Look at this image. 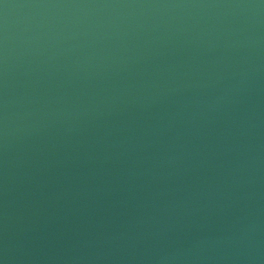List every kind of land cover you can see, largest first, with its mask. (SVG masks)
Instances as JSON below:
<instances>
[{"label": "water", "instance_id": "obj_1", "mask_svg": "<svg viewBox=\"0 0 264 264\" xmlns=\"http://www.w3.org/2000/svg\"><path fill=\"white\" fill-rule=\"evenodd\" d=\"M0 264H264V0H0Z\"/></svg>", "mask_w": 264, "mask_h": 264}]
</instances>
